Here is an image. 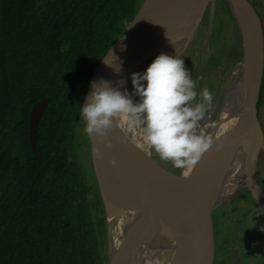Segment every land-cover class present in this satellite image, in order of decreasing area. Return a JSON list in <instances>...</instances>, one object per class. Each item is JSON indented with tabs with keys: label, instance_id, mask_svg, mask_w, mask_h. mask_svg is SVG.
<instances>
[{
	"label": "trees",
	"instance_id": "obj_1",
	"mask_svg": "<svg viewBox=\"0 0 264 264\" xmlns=\"http://www.w3.org/2000/svg\"><path fill=\"white\" fill-rule=\"evenodd\" d=\"M142 3L0 0V264H108L106 216L94 215L71 148L91 82ZM263 95L264 71L258 110ZM42 100L34 151L30 112Z\"/></svg>",
	"mask_w": 264,
	"mask_h": 264
},
{
	"label": "water",
	"instance_id": "obj_2",
	"mask_svg": "<svg viewBox=\"0 0 264 264\" xmlns=\"http://www.w3.org/2000/svg\"><path fill=\"white\" fill-rule=\"evenodd\" d=\"M228 1H230L237 14L240 15L243 24L245 86L244 108L240 113V119L250 125L251 141L248 149L230 154L219 166L217 165L218 167L215 170L211 165L205 164L201 175L208 179L209 183L203 195L201 212L198 213L197 211L198 223L193 230L186 251L179 249L171 226L152 205L150 199L156 198L155 190L148 188L145 191V189L143 192H147V197L144 195L146 198H143V196L134 193L117 180L119 160L128 141L127 122L119 123L108 130L105 137L99 139L95 160L100 192L105 208L108 239L114 225L121 231L126 245L130 247L138 264H194L197 250L198 263L209 264L210 249L213 248L208 247L209 249L206 252L204 243L209 218L217 209L214 202L215 194L222 186L233 165L247 163L246 169H248L252 162L256 160L257 168V159L264 152V132L258 110L264 71L263 23L250 0ZM178 2L179 0H143L138 13L116 48L110 62L112 66L108 67L105 81L110 82L114 87H119L121 91L127 89L132 99L134 98L131 74L138 73L147 46ZM215 3L216 0H199L184 37V42L179 48L180 56L188 47L209 7L213 18ZM118 65L120 67L119 72L115 70ZM47 107L48 101L42 100L35 104L30 112V141L34 151L37 148L39 139V123ZM135 180L140 183L144 181L141 177H136ZM161 181L163 180L161 179ZM245 188L257 203L264 223V200L258 190L256 174L255 178H252L251 185ZM232 199L229 198L224 203L230 205ZM110 260V264H117L120 256L113 253L109 244V262Z\"/></svg>",
	"mask_w": 264,
	"mask_h": 264
},
{
	"label": "bare ground",
	"instance_id": "obj_3",
	"mask_svg": "<svg viewBox=\"0 0 264 264\" xmlns=\"http://www.w3.org/2000/svg\"><path fill=\"white\" fill-rule=\"evenodd\" d=\"M198 2L199 0H179L147 46L138 73H143L160 53L166 54L171 51L170 56L176 54L175 48L179 50L183 44ZM234 18L236 27L242 34L243 24L236 10H234ZM212 19L211 15V22ZM244 72V65H237L232 77L223 87L219 88V92L213 97L212 106L205 117V123L197 131L203 129L213 138L214 143L203 154L201 160L187 177L180 176L177 187L172 190H169L161 181V176L157 171L158 164L151 155V147L143 141L138 130L130 129L128 124L126 125L128 141L119 160L117 180L143 198L147 197V192H143L145 189V191L148 188L155 190L156 198L148 199L171 226L178 247L183 251H186L190 244L193 230L198 223L197 211L201 212L203 195L209 183V180L201 175L205 164L211 165L215 170L228 155L249 147L250 125L242 121L241 115H239L244 108ZM138 100L139 97L135 95L133 101L137 102ZM216 113H219L218 121L214 123L212 118ZM246 166L247 163L243 165L236 163L232 166L222 186L215 194L214 202L217 208L229 198H233L238 190L251 185L252 178H255L256 174V160L248 169ZM136 177L143 178V184L135 180ZM261 196L264 200V196ZM111 242L113 253L120 256L117 264H138L130 247L126 245L121 231L114 225ZM198 262L197 250L194 264H199Z\"/></svg>",
	"mask_w": 264,
	"mask_h": 264
},
{
	"label": "rangeland",
	"instance_id": "obj_4",
	"mask_svg": "<svg viewBox=\"0 0 264 264\" xmlns=\"http://www.w3.org/2000/svg\"><path fill=\"white\" fill-rule=\"evenodd\" d=\"M250 2L260 15L264 27V0H250ZM171 53L169 51L166 54ZM181 58L189 74L197 81V90H199L198 82L200 81L202 87L209 88L213 97L219 92V88L229 81L237 65H244L245 40L236 27L234 9L230 1L216 0L212 22L211 10L210 7L208 8L188 47L181 54ZM212 59L216 60L214 65L210 63ZM218 115L219 113H216L212 118L214 123L218 121ZM259 119L264 132V95L259 107ZM204 121L205 119L200 122V127L204 125ZM83 126L81 120L75 131L70 160L73 167L84 177L94 215L102 217V213L105 214V208L95 160L100 137L95 134L88 136L83 132ZM237 143L239 145L240 139ZM151 155L158 164L157 171L161 179L169 189L175 187L183 170L173 167L171 161L160 160L152 149ZM257 162L258 190L264 196V152L260 154ZM97 204L103 211L97 209ZM262 229L263 225L252 195L246 188L238 190L230 205L223 203L209 218L204 243L206 252L208 247L213 248V251L210 250L209 264H215L220 260L226 264H264ZM106 241L109 256L112 232L109 239L107 234ZM110 263L111 260L108 264Z\"/></svg>",
	"mask_w": 264,
	"mask_h": 264
},
{
	"label": "clouds",
	"instance_id": "obj_5",
	"mask_svg": "<svg viewBox=\"0 0 264 264\" xmlns=\"http://www.w3.org/2000/svg\"><path fill=\"white\" fill-rule=\"evenodd\" d=\"M175 49V56L160 53L143 73L131 74L137 102L127 89L121 91L105 80L91 82L80 116L83 132L97 137L126 121L160 160L171 161L187 177L214 143L203 129L197 131L212 106L213 93L207 86L197 90V81ZM115 70L119 72V65Z\"/></svg>",
	"mask_w": 264,
	"mask_h": 264
},
{
	"label": "flooded vegetation",
	"instance_id": "obj_6",
	"mask_svg": "<svg viewBox=\"0 0 264 264\" xmlns=\"http://www.w3.org/2000/svg\"><path fill=\"white\" fill-rule=\"evenodd\" d=\"M254 200V199H253ZM254 202H255V200H254ZM255 206H256V209H257V211H258V213H259V215H260V219H261V222H262V225H263V242H264V224H263V221H262V218H261V213H260V210H259V207H258V205H257V203L255 202ZM212 248V247H211ZM216 248V247H215ZM211 251H213L212 249H210ZM264 253V252H263ZM230 256H232V255H230ZM263 261H264V259H263ZM232 263H233V257H232ZM215 264H226L223 260H220V261H218L217 263H215Z\"/></svg>",
	"mask_w": 264,
	"mask_h": 264
},
{
	"label": "crops",
	"instance_id": "obj_7",
	"mask_svg": "<svg viewBox=\"0 0 264 264\" xmlns=\"http://www.w3.org/2000/svg\"><path fill=\"white\" fill-rule=\"evenodd\" d=\"M212 61H213V59H212ZM212 61H211V62H212ZM211 62H210V63H211ZM208 65H209V64H208ZM201 74H202V73H201ZM198 83L200 84V87H199V89H201V88H203V87H204V86H203V87L201 86V83H200V81H199Z\"/></svg>",
	"mask_w": 264,
	"mask_h": 264
}]
</instances>
